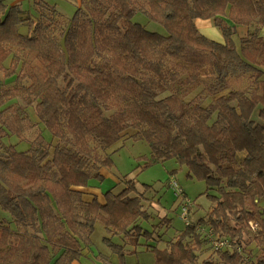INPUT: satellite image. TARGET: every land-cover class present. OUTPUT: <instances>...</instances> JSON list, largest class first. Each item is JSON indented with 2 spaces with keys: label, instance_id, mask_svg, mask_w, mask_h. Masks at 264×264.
Masks as SVG:
<instances>
[{
  "label": "trees",
  "instance_id": "1",
  "mask_svg": "<svg viewBox=\"0 0 264 264\" xmlns=\"http://www.w3.org/2000/svg\"><path fill=\"white\" fill-rule=\"evenodd\" d=\"M80 3L64 29L42 0L39 20L0 0V209L10 217L0 219V264H74L97 223L111 235L102 242L119 264L126 254L114 236L151 251L153 264L197 263L205 229L185 226L158 249L161 235L138 224L150 215L131 181L106 191L104 204L85 202L76 190L103 181L100 169L114 166L105 152L128 130L149 146L146 166L175 160L187 179L206 185L214 206L197 223L242 249L213 251L218 262L209 256L202 264H264V0ZM138 13L167 35L134 22ZM196 19L211 20L223 43L200 35ZM236 26L248 29L238 47ZM17 99L35 104L61 146L51 150L41 134L27 151L5 144L35 127L11 103ZM246 238L261 253L246 250Z\"/></svg>",
  "mask_w": 264,
  "mask_h": 264
},
{
  "label": "rangeland",
  "instance_id": "2",
  "mask_svg": "<svg viewBox=\"0 0 264 264\" xmlns=\"http://www.w3.org/2000/svg\"><path fill=\"white\" fill-rule=\"evenodd\" d=\"M2 1L7 6L19 5L20 9L23 11L24 18H31L32 20L41 19L40 11L35 4L37 0ZM42 1L46 2L50 6H53L57 11V14H60V16L58 15V18L63 22L62 27L64 29L74 12L81 7L79 0ZM133 21L141 24L147 31L156 32L163 36L167 35L166 30L161 25L149 21L143 14H136ZM209 21L211 23V27L213 28L212 31H209L210 36L204 35L202 32H199V34L211 41H216L212 40V36L215 37L218 35L222 38L220 31L213 25L211 20ZM20 31L23 34H28L27 26H20ZM244 32L245 30L240 29L239 26L235 27L233 41L237 47L240 36L244 35ZM8 64L9 62L6 63V66H8ZM12 81L13 79H11V86L14 84ZM60 85L63 86L61 80ZM198 92L199 89L195 90L189 97H187V99H192ZM209 102L210 99L205 100L203 103L204 106ZM11 103L19 107L29 120L35 123V127L31 131L26 132L23 139H18L15 136H9L5 139V144L12 145L19 151H27L34 148L35 139L38 134H41L46 139V142L49 143L48 145L51 150L55 146H61L58 141L51 139L49 136L48 129L50 124H42L37 119L34 110L35 104L29 106L23 99L12 100ZM113 111L114 109L107 114L110 115ZM253 119L260 122L257 119V110L253 115ZM133 133V130L126 131L123 139L119 140L106 150L105 155L107 154L114 163V166L111 169H107V171L119 180V184L108 176L106 180L101 182L102 184H99L102 185V189L107 191L113 189V192L116 194L127 187L128 181L133 183V196H137L141 199L144 210H146L150 215L148 220H139L138 224L146 230H155L156 235H161L157 238L155 243V246L158 249H164L167 246V242L176 238L186 226L185 222L181 219L180 209L182 198H174L169 185L171 180H174L179 185L183 194L190 200L189 202H191L186 215L188 222L191 225L195 224L197 228H204L206 231L210 230V227L201 226L197 223L199 219H206L207 215L214 206V204L206 197V185L203 182L187 179V169L185 167H180L175 160L160 161L146 166V163H148L151 158V150L144 140L134 141L131 138ZM173 170H175L174 174L171 173ZM259 204L263 209L264 217V201H261ZM3 218L8 220L10 219L9 215L0 209V219ZM166 220H169V222ZM213 236L217 237L214 234ZM91 237L93 247L104 256L109 257L110 264H119L120 260L118 255L113 254L102 242L104 237L110 238V236L105 232L102 224L97 223L95 225V230ZM111 241L124 247L126 256L123 258V262L125 264H153L155 261L153 253L151 251H147L142 245L134 249V246H129L131 245L130 242H126V240L122 238V241L126 244L124 245L120 236H114L111 238ZM249 241H251V238H246L245 244L243 245L245 249L249 250V248L253 247L255 256L261 253L262 247L256 246L254 242L248 243ZM141 243L144 244V240H141ZM148 243L151 246L154 245L153 240ZM208 246L209 245H205L203 251L199 254V259L196 264H202V260L209 256H212V259L218 262L215 254H213V250Z\"/></svg>",
  "mask_w": 264,
  "mask_h": 264
},
{
  "label": "crops",
  "instance_id": "3",
  "mask_svg": "<svg viewBox=\"0 0 264 264\" xmlns=\"http://www.w3.org/2000/svg\"><path fill=\"white\" fill-rule=\"evenodd\" d=\"M194 23H195V26L198 32H202L204 35L210 36L209 31H212L213 28L211 27V23L209 20L196 19ZM239 28L245 30L244 35H241L240 38L244 37L247 34L248 29L243 26H239ZM260 35L264 37V29L260 31ZM212 38H213L212 40H216L214 42L223 43V38H221L218 35L215 37L212 36ZM99 173L103 177V180H106L107 177L110 176L114 181L117 182V184H119V180L115 176H113L109 171H107V169H104V168L100 169ZM100 183L101 182H98L96 180L91 181L87 187L76 188V190L82 192V199L85 202H90L92 201L93 198H96L98 202H100L101 204H104L105 201H104L103 194L107 190H103L101 187L102 185H99ZM110 190L113 191V189H110ZM105 232L109 235V233L106 230ZM93 248L94 247H93V242H92V237H91V245L88 247H83L82 255L80 256L79 260L75 261L74 264H105V263L110 264L109 257L104 256L103 254L98 252L95 248L94 249Z\"/></svg>",
  "mask_w": 264,
  "mask_h": 264
},
{
  "label": "built area",
  "instance_id": "4",
  "mask_svg": "<svg viewBox=\"0 0 264 264\" xmlns=\"http://www.w3.org/2000/svg\"><path fill=\"white\" fill-rule=\"evenodd\" d=\"M170 189L173 192V196L174 198H182V203H181V219L185 222V225H191L188 220H187V211H188V207L190 206L189 202L190 200L186 198V196L183 194V191L181 190V188L179 187V185L174 181L171 180L170 183ZM197 231L200 230V228H196ZM205 237L207 239V243L209 245V247L213 250V251H224V250H228V249H234L237 253L241 254L242 249L240 247H236L232 244L231 240L229 238H218V237H214L213 236V232L212 230H205Z\"/></svg>",
  "mask_w": 264,
  "mask_h": 264
}]
</instances>
